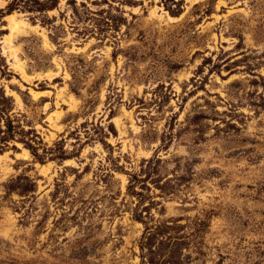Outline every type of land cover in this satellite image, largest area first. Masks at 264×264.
I'll return each mask as SVG.
<instances>
[{
    "label": "rangeland",
    "instance_id": "1",
    "mask_svg": "<svg viewBox=\"0 0 264 264\" xmlns=\"http://www.w3.org/2000/svg\"><path fill=\"white\" fill-rule=\"evenodd\" d=\"M1 8L0 264H264V0Z\"/></svg>",
    "mask_w": 264,
    "mask_h": 264
},
{
    "label": "trees",
    "instance_id": "2",
    "mask_svg": "<svg viewBox=\"0 0 264 264\" xmlns=\"http://www.w3.org/2000/svg\"><path fill=\"white\" fill-rule=\"evenodd\" d=\"M6 11L4 9H0V21L2 20V18L5 16V13ZM12 11H8V13H11Z\"/></svg>",
    "mask_w": 264,
    "mask_h": 264
}]
</instances>
